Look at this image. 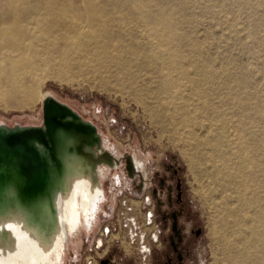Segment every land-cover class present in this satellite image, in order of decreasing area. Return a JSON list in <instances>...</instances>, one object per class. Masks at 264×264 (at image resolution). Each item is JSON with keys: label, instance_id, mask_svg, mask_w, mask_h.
I'll return each mask as SVG.
<instances>
[{"label": "bare ground", "instance_id": "bare-ground-1", "mask_svg": "<svg viewBox=\"0 0 264 264\" xmlns=\"http://www.w3.org/2000/svg\"><path fill=\"white\" fill-rule=\"evenodd\" d=\"M2 8L0 101L29 105L45 77L82 78L123 95V80L137 84L143 92L134 86L129 97L162 132L177 131L174 139L188 147L191 167L212 184L210 194L204 184L200 193L214 200L220 263L264 264V115L243 89L247 78L224 70L217 75L213 58L204 57L195 40L185 61V35L163 0H6ZM241 11L257 26L253 18L264 12V0H244ZM49 95L41 93L43 102ZM230 101L238 122L224 118ZM217 113L220 123L213 121ZM229 125L238 132L235 147ZM0 126L7 130L6 122ZM97 127L101 140L85 141L83 150L76 137L60 135L62 169L52 165L50 193L38 200L20 191L15 159L0 156V264H64L69 244L92 227L106 201L105 172L119 154ZM133 156L149 170L137 152ZM7 172L12 179L5 184Z\"/></svg>", "mask_w": 264, "mask_h": 264}, {"label": "rangeland", "instance_id": "rangeland-1", "mask_svg": "<svg viewBox=\"0 0 264 264\" xmlns=\"http://www.w3.org/2000/svg\"><path fill=\"white\" fill-rule=\"evenodd\" d=\"M3 2L6 0H0V11ZM163 6L175 27L185 35V61L190 53L189 40H195L200 53L213 58L217 75L224 70L247 78L243 89L250 95L251 105L261 104L264 115V12L253 18L257 26L250 27L246 13L241 11L244 0H228L227 5L226 0H163ZM123 81L120 86L127 92L125 95L82 78L69 82L45 77L29 105L20 106L16 98L0 101V121L11 127L41 125V93L50 90L84 119L99 126L109 146L122 154L121 168L129 176L128 158L133 159L135 152L152 171L149 184L142 188L140 178L126 185L118 182L121 168L111 169L104 184L109 198L101 211L97 231L93 236L84 233L82 248L68 252L64 264H221L212 232V219L217 215L212 206L214 200L211 196L206 200L200 193L204 184L210 194L212 184L199 168L191 167L188 147L174 139L177 131L162 132L152 122L149 111L129 97L128 94L134 96V86L136 92H143L137 84ZM246 111L254 114L253 108ZM219 114L214 115L213 121L220 123ZM224 118L238 122L233 101ZM227 131L231 146H237L236 128L229 125ZM97 237L103 238L101 246ZM126 241H131L129 247ZM141 244L148 245L150 251L140 249ZM178 254L183 255L182 262Z\"/></svg>", "mask_w": 264, "mask_h": 264}, {"label": "water", "instance_id": "water-1", "mask_svg": "<svg viewBox=\"0 0 264 264\" xmlns=\"http://www.w3.org/2000/svg\"><path fill=\"white\" fill-rule=\"evenodd\" d=\"M44 120L41 125H16L7 124V130L0 126V156L14 158L17 171L22 177L19 184L20 191L29 200H38L40 195L50 193L52 171L62 169V159L59 156L61 134H70L76 137L80 150L84 143L101 140V133L95 123L86 120L69 104L59 100L54 95L44 99ZM42 147L44 149H42ZM132 158H128L130 172ZM52 165H55L52 168ZM6 184L12 175L2 174Z\"/></svg>", "mask_w": 264, "mask_h": 264}, {"label": "flooded vegetation", "instance_id": "flooded-vegetation-1", "mask_svg": "<svg viewBox=\"0 0 264 264\" xmlns=\"http://www.w3.org/2000/svg\"><path fill=\"white\" fill-rule=\"evenodd\" d=\"M121 157H122V154H118L117 155V160H115V165L113 166V167H119V168H121V162L123 161L122 159H121ZM144 162H145V160H144ZM112 167V168H113ZM132 170H131V173H130V176L127 174V172H126V170L124 169V167L123 168H121V170H122V175H121V173H119L118 174V176H117V178H118V182H123V184L125 183L126 185H130L131 184V182H132V179H137V178H140L141 180H142V183H141V187L143 188V187H145L146 185H148L149 184V179H150V176H151V174H152V171H144L142 168H140L138 165H137V163H136V160H135V158H134V156H133V160H132ZM112 168H110V167H107V170H106V172H105V179H104V184L106 183V178L107 177H109L110 175H111V169ZM105 189L107 190V188H106V186H105ZM108 193V192H107ZM109 197H108V194H106V200L108 199ZM104 204H105V202H104ZM104 204L102 205V208H101V210H100V212H99V214H98V217H97V219H96V221L94 222V224L92 225V227L90 228V229H84L83 230V233L81 234V236L77 239V240H75V241H73V242H71L70 244H69V247H68V250H67V253L68 252H70V251H72V250H79L80 248H82V246H83V241H84V233H88V235L89 236H93V235H95V233H96V231H97V228H98V226H99V224H100V215H101V211H102V209H103V207H104ZM147 219H148V216H147ZM107 229H109V231H110V228L109 227H106V229L105 230H107ZM104 230V233L106 232ZM95 237V236H94ZM97 242H99V246H101L102 245V243H103V238H101V237H97ZM175 241L173 240V243H174ZM126 243V245L127 246H129L130 245V243H131V241L130 242H125ZM174 246V249H175V251L178 249V247L176 246V243L173 245ZM140 249H142L144 252L146 251V250H148V251H150L149 249H148V245H144V244H141L140 245ZM178 260L180 261V262H182L183 261V255L182 254H178Z\"/></svg>", "mask_w": 264, "mask_h": 264}, {"label": "built area", "instance_id": "built-area-1", "mask_svg": "<svg viewBox=\"0 0 264 264\" xmlns=\"http://www.w3.org/2000/svg\"><path fill=\"white\" fill-rule=\"evenodd\" d=\"M107 231L109 232V229H107Z\"/></svg>", "mask_w": 264, "mask_h": 264}]
</instances>
